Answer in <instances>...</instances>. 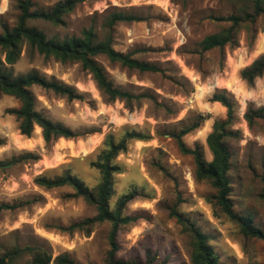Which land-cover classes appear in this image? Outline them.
Wrapping results in <instances>:
<instances>
[{
  "label": "rangeland",
  "instance_id": "374dc122",
  "mask_svg": "<svg viewBox=\"0 0 264 264\" xmlns=\"http://www.w3.org/2000/svg\"><path fill=\"white\" fill-rule=\"evenodd\" d=\"M17 0H0L5 8L0 12L2 24L11 26L17 17ZM62 0L41 2L49 8ZM227 0H81L75 10L64 16V26L43 21L29 25L48 38L62 40L79 36L93 26L101 34V24L107 11H122L137 15L139 22L118 23L112 30V45L116 51L134 53V58L154 63L163 74L128 70L105 57H97L107 78L114 86L132 94L149 93L157 103L142 99L127 105L124 101H108L97 88L89 73L79 63H60L52 58L29 54L24 49L13 74L36 70L42 75L73 87L82 100L69 101L39 87H32L36 110L54 122H59L82 136L60 138L46 146L38 127L30 138L20 135L16 119L5 113L19 103L12 97L0 98V204H21L22 208L0 212V256L15 246L25 244L45 246L52 257L67 253L78 264H103L109 250L107 222L94 226L89 235L76 231L67 233L59 227L91 218L94 207L82 198H69L68 187L45 190L34 184L37 176L54 178L66 170L93 188L99 182L98 171L91 167L104 148L107 135L118 141L126 131L144 134L145 141H129L127 150L114 163L121 172L114 175V194L110 207L132 190L136 197L124 209V215L137 216L136 222L123 226L117 233L116 258L145 263L148 250L155 256L153 264L168 258L167 264H190L189 238L169 216L171 208L185 214L209 237V244L224 264H264V241L243 237L237 226L208 202L214 190L206 181L193 177L191 156L180 152L173 134L196 121L209 117L198 130L182 138L185 145L202 148L205 160H211L206 137L215 120H224L226 110L210 102L215 92L225 90L236 104L231 129L239 132L236 139H227L230 152L228 178L232 208L238 215L249 216L264 232V201L259 199L264 175V122L252 130L243 120L246 106L264 105V74L252 85L240 79V71L264 54V19L256 25L252 44L241 30L235 47L196 54L197 43L206 35L218 32L226 24L206 19L208 15L223 16L231 10ZM181 85H180V84ZM217 83V86L215 85ZM25 153L39 157L24 161ZM27 201H33L26 204ZM31 254L25 253L12 264H28Z\"/></svg>",
  "mask_w": 264,
  "mask_h": 264
},
{
  "label": "trees",
  "instance_id": "16d2710c",
  "mask_svg": "<svg viewBox=\"0 0 264 264\" xmlns=\"http://www.w3.org/2000/svg\"><path fill=\"white\" fill-rule=\"evenodd\" d=\"M45 1L49 0H17L14 6L17 11L14 24L8 26L4 23L0 31V98L9 96L19 103L17 108L8 109L5 113L16 119L20 135L30 138L34 128L38 127L46 146L60 138L69 140L82 136L80 132L72 131L36 110L37 100L31 91L32 87H39L56 96L65 97L69 101L82 100L83 96L73 87L63 84L53 77L42 75L36 70H30L25 74H13L12 67L19 62L24 49L30 55L37 54L46 59L52 58L63 64L79 63L81 68L91 75L96 88L107 97L108 101L121 100L130 105L132 101L147 99L157 106L164 107L167 112H171L169 107L157 103L154 96L149 93L132 94L128 90L114 86L97 62V57L103 56L108 61L118 63L128 70L164 75L165 70L157 64L140 61L134 58V53H122L113 48L112 30L114 26L121 22L143 21L141 17L122 11H107L100 26L101 34L97 33L96 29L91 26L83 29L79 36H70L59 40L48 38L42 31L30 26L29 22L39 20L56 27L64 26V16L72 13L81 0H62L46 9L40 5L41 2ZM227 1L232 8L226 15H208L206 17L211 22L226 24V27L206 35L197 43V49L194 53L203 54L218 51L223 58L225 48L236 46L237 35L241 30L246 31V40L249 44L255 40L256 25L261 19H264V0ZM263 74L264 54H261L243 68L239 76L247 85H252L254 80ZM209 101L219 103L226 110V118L215 120L211 132L206 137V146L211 154L210 161L205 160L201 146L195 145L193 148H189L182 140L184 136L198 130L201 122L209 119V117L198 116L196 121L181 128L172 137L175 138L180 152L192 157L194 180L197 182L206 181L214 190V195L208 201L212 205L213 211L215 212L216 209L225 215L237 226L243 237L264 241V232L253 224L251 217L235 213L230 199L232 189L228 172L231 155L226 140L239 137V132L231 129L235 119V101L225 90L215 92ZM243 120L250 130L258 123L264 122V105L255 107L248 104L243 114ZM146 139L144 134L135 130L126 131L116 142L112 135H107L103 142L104 148L98 153L95 161L90 164L99 174V182L93 188L87 187L82 180L68 170L54 178L37 176L33 180L35 185L45 190L68 187L73 191L67 195L69 198H82L88 205L94 207L96 214L93 217L74 222L67 227H59V230L67 233L80 231L89 235L91 229L96 225L105 222L111 225L108 235L109 250L103 264H143L134 260H120L115 257L118 251L117 233L119 229L136 222L138 219L137 216H126L123 213L126 205L136 197V191L132 190L121 195L114 208L110 207V200L114 194V175L121 172V168L114 163V160L119 154L126 152L129 141H145ZM2 144L3 141L0 140V145ZM21 159L35 162L39 160V157L25 153ZM261 181L263 187L259 193V199L264 201V175H262ZM32 202L27 201L26 204ZM23 206L24 203H2L0 204V212L16 210ZM169 216L181 227V232L189 238L190 264H224L210 246L209 237L185 214L173 207ZM25 253L31 254L28 264H78L67 253L52 257L49 250L42 244L15 246L0 256V264H12ZM146 257L144 264H153L155 256L150 250L147 251ZM167 260L168 258L160 264H167Z\"/></svg>",
  "mask_w": 264,
  "mask_h": 264
},
{
  "label": "bare ground",
  "instance_id": "6f19581e",
  "mask_svg": "<svg viewBox=\"0 0 264 264\" xmlns=\"http://www.w3.org/2000/svg\"><path fill=\"white\" fill-rule=\"evenodd\" d=\"M4 8H5L4 4L0 5V12H2L4 10ZM215 85L217 86V83H215Z\"/></svg>",
  "mask_w": 264,
  "mask_h": 264
}]
</instances>
